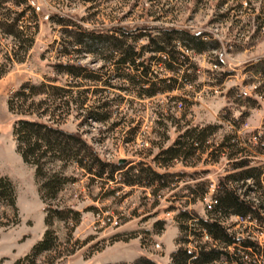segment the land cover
<instances>
[{
	"label": "rangeland",
	"instance_id": "rangeland-1",
	"mask_svg": "<svg viewBox=\"0 0 264 264\" xmlns=\"http://www.w3.org/2000/svg\"><path fill=\"white\" fill-rule=\"evenodd\" d=\"M21 11L23 15L15 22L22 31L18 44L9 34L14 29L8 24ZM0 21L5 24L0 26V176L12 183L16 197L13 207L0 202V264H133L141 257L153 264H170L177 239H183L188 253L198 247L211 248L214 243L193 219L176 217L180 213L198 219L210 217L203 200L210 192L201 197V185L217 183L234 173L227 150L216 153L212 148L227 134L236 131L246 155L264 172V154L253 157L248 148L254 134L260 135L264 118V0H0ZM74 23L86 29L134 24L187 28L207 33L217 40L219 48L191 56L199 68L195 81L200 84L198 89L191 85L182 91L138 98L56 67L79 63L89 71L101 72L99 55L75 51ZM107 68L113 69L110 64ZM24 81L63 88L73 83L81 86L68 88L61 95L48 88L33 97V103L21 109L17 106V113H11L6 100ZM94 90L100 92L95 94ZM81 92L86 100L78 108ZM117 95L122 96V102ZM101 97L108 102L103 110L109 118L102 122L84 119L96 98ZM39 100H45L44 105ZM27 113L43 121L50 119L64 131L80 133L106 162L123 160L121 166L125 168L141 162L143 168L160 175H184L163 179L169 183L164 188L146 185L144 176L140 185L129 187L123 183V170L108 180L107 169L97 178L67 158L51 161L45 157L40 164L46 176L60 173L72 182L42 204L33 168L22 163L12 134L13 120ZM230 120L239 125L238 129ZM206 125L216 129L206 138L205 152L198 151L196 157L186 160L166 163L160 156L153 161L183 130ZM243 138L246 142L242 144ZM83 165L91 162L83 160ZM230 187L240 195L247 192L255 204V200L261 201L259 213L264 219V195L253 181L231 182ZM44 206L76 211L78 222L54 220L46 227ZM219 221L228 234L264 248V229H256L258 224L233 216ZM179 226L186 231L180 234ZM46 229L54 232L55 247L26 259ZM215 246L224 249L227 256L220 255L211 264H230L226 257L233 261L234 256L250 261L248 252L240 246Z\"/></svg>",
	"mask_w": 264,
	"mask_h": 264
},
{
	"label": "trees",
	"instance_id": "trees-1",
	"mask_svg": "<svg viewBox=\"0 0 264 264\" xmlns=\"http://www.w3.org/2000/svg\"><path fill=\"white\" fill-rule=\"evenodd\" d=\"M23 12H19L13 21L8 24L12 29L9 34L12 35L19 44L22 31L18 30L15 23ZM34 16V13L32 14ZM61 18V16H56ZM5 25L0 21V26ZM76 27V38L73 43L75 51L99 55L102 63L99 71L93 72L87 70L79 63L75 64H56L60 71H64L74 77L83 75V78L90 79L93 82H101L103 86L113 88L124 93L134 94L138 98H152L159 94L182 91L183 87L195 85L196 89L200 84L196 83L199 74V68L196 62L191 59L193 55L203 54L207 51L217 50L219 44L217 40L211 39V36L205 32H192L187 28L163 25L134 24L116 25L103 28H83L78 24ZM112 65L113 69L108 70L107 65ZM156 66L157 68H154ZM163 72V73H160ZM165 72V73H164ZM264 76V70L261 72ZM51 82V81H50ZM81 85L73 83L67 85V88L56 87L44 82L33 83L24 81L11 93L6 100V106L9 112L17 113L15 108L21 109L33 103L32 98L42 95L46 89H53L59 92H68V88L79 87ZM86 92V90L84 91ZM81 92V98L76 104L81 108L86 100V96ZM100 90H94V93ZM62 97H64L62 95ZM119 102H122V96H118ZM29 101V102H28ZM185 101V100H182ZM43 102V103H42ZM65 103L67 101H64ZM43 104L45 100H39ZM179 107L182 102H177ZM118 107V103H115ZM108 102L102 97L96 98L94 105L85 115L84 119L91 118L94 121H106L109 116L103 109L108 107ZM56 109V106H54ZM99 109L102 112H97ZM19 114H22L20 111ZM29 113L16 117L12 123V134L14 137L15 151L19 155L23 164L33 168V178L37 186V195L42 204L51 201L56 194L68 183L70 179L62 176L60 173H52L46 176L41 169L40 161L43 158H49L51 161H61V158H67L71 163H76L80 169L88 173L93 172V176L101 178L104 170H108L106 179L112 180L114 173L122 171L125 177L123 183L126 186L133 187L141 184V177L144 176L146 185L159 184L161 188L168 186L163 179L182 176L183 172L167 173L160 175L148 168H143L141 162H137L129 168L122 167L117 163L106 162L99 158L94 150L87 144L84 138L78 132H68L60 129L53 124L50 119L43 121L37 117H29ZM236 129L239 125L230 120ZM214 125L203 127L190 126L176 136L171 145L159 151L154 160H159L164 156L166 163L173 160H186L189 157H196L197 152H205L206 138L215 131ZM236 131L227 134L221 143L214 144L212 148L216 153H222L227 150V157L231 163L234 173L221 177L217 181L216 189L212 195L216 204L212 209L206 211L210 216L206 219L191 218L186 213H180L176 219H193V223L203 230L205 236L214 244L211 248L198 247L194 253H188L181 240L177 239L178 247L169 256L170 264H211L218 260L220 255L227 256V253L215 246L222 244L227 246H240L250 257V261L244 262L242 258L234 256V260L226 257L230 264H261L264 263V248H260L255 243L245 238H236L228 234L219 220L236 217L241 221L249 223L255 222L259 228L264 225V219L259 213L261 201H250L246 196L247 192L238 194L234 188L230 187L231 182L253 181L264 195V172L263 167H255L246 155L245 147H242ZM249 136V135H248ZM247 137V136H246ZM255 145L248 143V148L253 157L264 154V118L261 123L260 135L254 134ZM246 142L243 138L242 144ZM245 153V154H244ZM83 160H89L91 165L85 167ZM130 164V162L128 163ZM127 164V165H128ZM92 166V167H91ZM264 166V165H263ZM94 168V169H93ZM196 174V173H193ZM162 181V182H161ZM208 184V183H207ZM207 184L201 185L200 196L207 193ZM15 190L7 177L0 176V202L13 207L15 203ZM44 226H50L54 220L68 221L77 223L79 214L69 208L53 209L47 206L43 208ZM180 234L186 231V227H178ZM56 238L54 232L46 229L40 241L34 244L30 254L25 258L37 256L48 252L55 247ZM251 250L254 253H251ZM255 259V260H254ZM227 262H225L226 264ZM125 264V263H119ZM133 264H153L147 258L141 257Z\"/></svg>",
	"mask_w": 264,
	"mask_h": 264
},
{
	"label": "built area",
	"instance_id": "built-area-1",
	"mask_svg": "<svg viewBox=\"0 0 264 264\" xmlns=\"http://www.w3.org/2000/svg\"><path fill=\"white\" fill-rule=\"evenodd\" d=\"M178 106H179V104H178ZM252 145H255L254 137H253ZM259 157H262V155H260ZM216 185H217V183H214V181H209V183L207 185V191L210 192V193H207V197L208 198H204L203 199L205 201V210L206 211L212 209V207L215 206V204H216V201L212 197V194H211V193H213L215 191ZM107 220H109V219H107ZM242 222H247V221H242ZM251 224L255 225L256 223L255 222H252ZM255 228L256 229H264V225H263L262 228H259L258 226H256ZM155 246L158 247L157 244ZM261 264H264V263H261Z\"/></svg>",
	"mask_w": 264,
	"mask_h": 264
},
{
	"label": "water",
	"instance_id": "water-1",
	"mask_svg": "<svg viewBox=\"0 0 264 264\" xmlns=\"http://www.w3.org/2000/svg\"><path fill=\"white\" fill-rule=\"evenodd\" d=\"M124 162H125V161H123V160H119V161H117V164H118V165H122V164H124Z\"/></svg>",
	"mask_w": 264,
	"mask_h": 264
}]
</instances>
